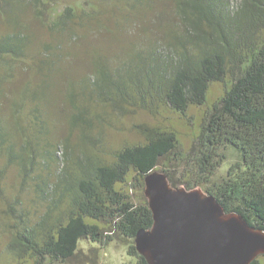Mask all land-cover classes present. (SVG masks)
<instances>
[{"label": "trees", "instance_id": "obj_1", "mask_svg": "<svg viewBox=\"0 0 264 264\" xmlns=\"http://www.w3.org/2000/svg\"><path fill=\"white\" fill-rule=\"evenodd\" d=\"M232 1L177 0L189 24L185 36L172 37L165 48L138 49L113 70L100 60L94 83L103 92L107 89L114 106H167L184 112L205 102L212 82L229 78L224 95L205 115L193 148L191 178L176 181L169 167L164 169L173 186H202L227 211L241 213L251 225L264 229V0H237L236 6ZM34 2L45 0H0V14L18 27L19 11ZM60 17L66 24L73 17L71 9ZM22 31L0 39V57L23 54ZM143 135V143L119 148L112 160L86 155L78 172L60 174L51 187L48 209L36 223L28 211H21L10 244L14 253L66 262L78 256L82 239H134L139 229L150 228L153 213L148 200L136 203L119 186L127 183L131 172L145 186V175L174 153L178 137L158 126L146 127ZM227 147L240 159L227 176L212 181L227 157L221 149ZM64 156L66 161L70 158L67 147ZM59 193L58 199L52 198ZM104 221L107 227L100 225ZM129 253L139 257L138 264H148L135 242ZM251 264H264V254Z\"/></svg>", "mask_w": 264, "mask_h": 264}, {"label": "rangeland", "instance_id": "obj_2", "mask_svg": "<svg viewBox=\"0 0 264 264\" xmlns=\"http://www.w3.org/2000/svg\"><path fill=\"white\" fill-rule=\"evenodd\" d=\"M45 2L24 5L18 27L0 14V39L23 29L27 44L20 57H0V264H138L139 257L129 253L135 240L126 237L109 242L82 239L78 256L66 262L19 257L10 244L22 210L34 224L48 209L51 187L60 174L78 172L86 155L112 160L119 148L143 143L148 126L172 130L178 137L174 153L157 170L166 172L169 167L176 181L191 178L193 148L205 115L224 95L230 79L212 82L205 102L184 112L167 106H114L107 89L103 92L94 83L98 62L113 70L138 49L165 48L172 37L185 36L188 23L177 0ZM232 2L236 6L237 0ZM67 8L73 17L64 24L60 16ZM221 152L227 157L212 181L227 176L240 159L231 147ZM119 187L136 203L147 199L134 172ZM100 225L108 226L105 221Z\"/></svg>", "mask_w": 264, "mask_h": 264}, {"label": "water", "instance_id": "obj_3", "mask_svg": "<svg viewBox=\"0 0 264 264\" xmlns=\"http://www.w3.org/2000/svg\"><path fill=\"white\" fill-rule=\"evenodd\" d=\"M144 182L153 224L134 240L148 264H251L264 254V229L227 211L213 194L173 186L159 170Z\"/></svg>", "mask_w": 264, "mask_h": 264}]
</instances>
